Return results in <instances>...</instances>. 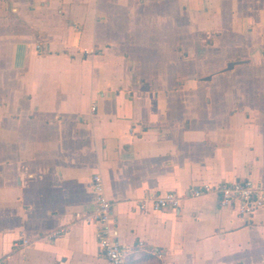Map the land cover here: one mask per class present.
<instances>
[{
    "label": "crops",
    "instance_id": "crops-1",
    "mask_svg": "<svg viewBox=\"0 0 264 264\" xmlns=\"http://www.w3.org/2000/svg\"><path fill=\"white\" fill-rule=\"evenodd\" d=\"M94 174L124 264H264V207L186 197L264 183V0H0V264H108Z\"/></svg>",
    "mask_w": 264,
    "mask_h": 264
},
{
    "label": "built area",
    "instance_id": "built-area-1",
    "mask_svg": "<svg viewBox=\"0 0 264 264\" xmlns=\"http://www.w3.org/2000/svg\"><path fill=\"white\" fill-rule=\"evenodd\" d=\"M91 187L94 194L92 220L97 224L98 249L108 264H124L125 249L116 240L113 227L115 220L111 217V205L104 195L103 183L99 175L92 176ZM206 194L215 195L220 208H232L241 217L251 216L264 207V183L250 179L222 182L216 185L203 184L190 188L186 197L197 198ZM179 204L180 198L171 192L156 194L138 203L140 209L150 207L153 211L177 210Z\"/></svg>",
    "mask_w": 264,
    "mask_h": 264
},
{
    "label": "water",
    "instance_id": "water-1",
    "mask_svg": "<svg viewBox=\"0 0 264 264\" xmlns=\"http://www.w3.org/2000/svg\"><path fill=\"white\" fill-rule=\"evenodd\" d=\"M234 66V63H229L226 67V70L231 69ZM206 79H209L208 77Z\"/></svg>",
    "mask_w": 264,
    "mask_h": 264
}]
</instances>
